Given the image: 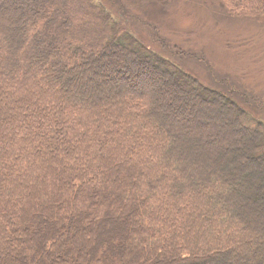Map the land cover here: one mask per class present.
<instances>
[{
    "label": "trees",
    "instance_id": "16d2710c",
    "mask_svg": "<svg viewBox=\"0 0 264 264\" xmlns=\"http://www.w3.org/2000/svg\"><path fill=\"white\" fill-rule=\"evenodd\" d=\"M118 6L0 0V264H264V120Z\"/></svg>",
    "mask_w": 264,
    "mask_h": 264
},
{
    "label": "rangeland",
    "instance_id": "374dc122",
    "mask_svg": "<svg viewBox=\"0 0 264 264\" xmlns=\"http://www.w3.org/2000/svg\"><path fill=\"white\" fill-rule=\"evenodd\" d=\"M102 1L113 14H117L118 3H125L121 12L140 29L146 44L200 80L226 90L264 120L258 110L264 111L262 19L236 16L221 0ZM212 72L218 73V80ZM224 78L231 81L227 84Z\"/></svg>",
    "mask_w": 264,
    "mask_h": 264
}]
</instances>
